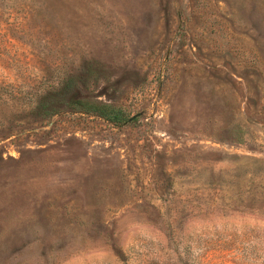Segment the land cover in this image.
Masks as SVG:
<instances>
[{
	"label": "rangeland",
	"instance_id": "rangeland-1",
	"mask_svg": "<svg viewBox=\"0 0 264 264\" xmlns=\"http://www.w3.org/2000/svg\"><path fill=\"white\" fill-rule=\"evenodd\" d=\"M66 75L135 121L36 118ZM257 213L264 0H0V264H250Z\"/></svg>",
	"mask_w": 264,
	"mask_h": 264
},
{
	"label": "trees",
	"instance_id": "trees-1",
	"mask_svg": "<svg viewBox=\"0 0 264 264\" xmlns=\"http://www.w3.org/2000/svg\"><path fill=\"white\" fill-rule=\"evenodd\" d=\"M33 114L39 119H49L59 113H74L95 117L113 126L135 121L117 106L100 102L91 97L84 82L66 75L47 89L38 92L32 100Z\"/></svg>",
	"mask_w": 264,
	"mask_h": 264
},
{
	"label": "clouds",
	"instance_id": "clouds-1",
	"mask_svg": "<svg viewBox=\"0 0 264 264\" xmlns=\"http://www.w3.org/2000/svg\"><path fill=\"white\" fill-rule=\"evenodd\" d=\"M249 228L259 235L264 236V216H260L259 213L254 215L251 218ZM251 254L255 256V259L250 261V264H257V261H259V264H264V259H261V257H264V244L259 246L254 245Z\"/></svg>",
	"mask_w": 264,
	"mask_h": 264
}]
</instances>
